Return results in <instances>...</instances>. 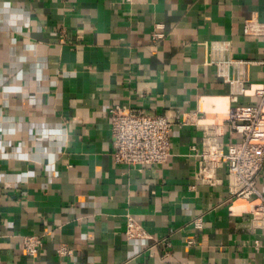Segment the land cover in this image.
Wrapping results in <instances>:
<instances>
[{
	"label": "crops",
	"instance_id": "1",
	"mask_svg": "<svg viewBox=\"0 0 264 264\" xmlns=\"http://www.w3.org/2000/svg\"><path fill=\"white\" fill-rule=\"evenodd\" d=\"M263 18L264 0H0V264H264L250 203L225 169L218 187L195 179L203 131L182 124L259 101L264 49L245 23ZM115 103L175 119L167 162L115 161ZM240 137L225 124L226 146ZM127 212L151 238H127ZM27 234L45 235L36 258Z\"/></svg>",
	"mask_w": 264,
	"mask_h": 264
},
{
	"label": "built area",
	"instance_id": "2",
	"mask_svg": "<svg viewBox=\"0 0 264 264\" xmlns=\"http://www.w3.org/2000/svg\"><path fill=\"white\" fill-rule=\"evenodd\" d=\"M246 33L259 35L264 49V18L248 19ZM164 36L156 32L155 37ZM259 98L255 104H233L226 122L199 123L194 115H184L182 124L193 122L202 131V144L195 148L199 163L195 179L210 186L222 185L219 170L225 169L228 187L233 199L242 198L250 203L245 212L247 225L264 229V194L259 188L258 177L264 168V84L253 90ZM233 101L237 96L233 95ZM113 156L117 163L146 166L165 163L172 156V134L175 119L147 107H135L120 103L109 107ZM179 118V116H178ZM225 124L241 137L230 146L222 140ZM196 229L204 227L202 214L192 219ZM125 234L128 239L151 238L146 228L130 212L125 214ZM44 234L23 236V247L32 258L38 257L45 240ZM169 255L171 243L164 237L159 240ZM189 243H194L191 239ZM59 256H72L75 249L66 243L57 247Z\"/></svg>",
	"mask_w": 264,
	"mask_h": 264
}]
</instances>
